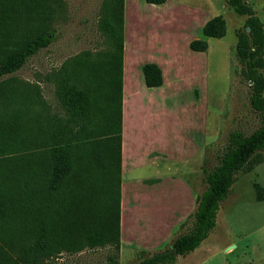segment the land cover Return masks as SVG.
Wrapping results in <instances>:
<instances>
[{"label": "rangeland", "instance_id": "rangeland-1", "mask_svg": "<svg viewBox=\"0 0 264 264\" xmlns=\"http://www.w3.org/2000/svg\"><path fill=\"white\" fill-rule=\"evenodd\" d=\"M105 1L0 0V15L5 16L0 36L13 32L14 38H21L42 27L56 32L49 46L0 79V126L5 128L8 118L13 121L14 144L31 134L39 136V128H47L55 117H67L56 92L65 66H77L85 80L88 63L107 57L109 41L99 26ZM248 2L264 23V0ZM216 15L225 18L226 34L204 36V24ZM245 19L227 0H167L162 5L124 0L130 106L164 102L159 145L165 153L155 165H141L126 176L158 178L145 180L149 186L124 185L119 264H140L141 250H163L187 231L197 198L206 188L204 169L218 163L231 132L250 134L261 126L235 50ZM198 38L208 41L206 51L190 48V40ZM155 59L165 83L145 91L139 65ZM112 110L116 121V108ZM136 110L132 108L134 114ZM4 142L0 137V148ZM19 147L0 155H16ZM252 163L250 171L238 173L208 238L195 251L179 256L176 264H264V150ZM255 182L263 188L262 200L257 199ZM113 253L109 246L64 250L47 264H108Z\"/></svg>", "mask_w": 264, "mask_h": 264}, {"label": "trees", "instance_id": "trees-1", "mask_svg": "<svg viewBox=\"0 0 264 264\" xmlns=\"http://www.w3.org/2000/svg\"><path fill=\"white\" fill-rule=\"evenodd\" d=\"M227 4L246 16L237 31L235 50L242 74L251 84L250 100L261 126L250 134L230 133L218 163L204 169L206 188L197 198L192 226L163 250H141L140 264H176L179 256L199 248L216 226L221 203L238 173L250 171L254 156L264 150V23L248 0H227ZM124 23V0L105 1L99 26L110 49L105 59L88 63L85 80L77 66H65L56 92L66 118L55 117L47 128H39V136L31 134L15 144L13 121L8 118L5 128L0 126L5 140L0 153L20 146L16 155H0V264H47L64 250L103 246L114 250L108 264H119ZM202 32L206 37H223L225 18H210ZM55 37V30L45 27L21 38H14L13 32L0 36V79L20 70ZM189 46L205 51L209 44L198 38ZM142 71L148 87L163 84L157 63H145ZM254 187L262 200V186L255 182Z\"/></svg>", "mask_w": 264, "mask_h": 264}, {"label": "crops", "instance_id": "crops-1", "mask_svg": "<svg viewBox=\"0 0 264 264\" xmlns=\"http://www.w3.org/2000/svg\"><path fill=\"white\" fill-rule=\"evenodd\" d=\"M151 4V3H149ZM164 4V3H163ZM162 5V4H152ZM124 31V53H123V96H122V143H121V208L123 204V189L124 185L128 182L132 183H145V180H150L158 176L152 177H137L135 180H127V174L133 172L135 168L141 165H155L161 157H163L165 150L160 147V117H163L164 102L152 101L144 102L142 104L134 105L132 108L137 107L136 113L131 108V95L127 93V49L128 43L126 41ZM191 41V40H190ZM190 43V42H189ZM196 51V50H193ZM206 51V50H205ZM204 52V51H198ZM154 62L157 63L160 68H163L160 63L155 59L154 61H147L141 63L139 67V75L143 76L142 67L145 63ZM145 83V80H144ZM165 79L163 75V84L156 87H148L146 84L145 91H153L156 88H160L164 85ZM151 89V90H148ZM131 110V111H130ZM134 110V109H133ZM164 121V119H163ZM163 142H164V130H163ZM164 146V143L163 145ZM162 177V176H159ZM153 184V183H152ZM156 184V183H154Z\"/></svg>", "mask_w": 264, "mask_h": 264}]
</instances>
